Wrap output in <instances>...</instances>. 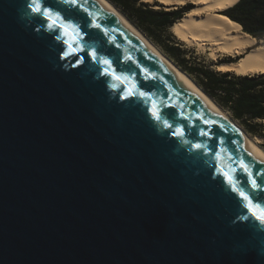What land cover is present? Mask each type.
I'll use <instances>...</instances> for the list:
<instances>
[{
    "label": "water",
    "instance_id": "obj_1",
    "mask_svg": "<svg viewBox=\"0 0 264 264\" xmlns=\"http://www.w3.org/2000/svg\"><path fill=\"white\" fill-rule=\"evenodd\" d=\"M30 3L0 0V264H264L242 137L102 0Z\"/></svg>",
    "mask_w": 264,
    "mask_h": 264
},
{
    "label": "trees",
    "instance_id": "obj_2",
    "mask_svg": "<svg viewBox=\"0 0 264 264\" xmlns=\"http://www.w3.org/2000/svg\"><path fill=\"white\" fill-rule=\"evenodd\" d=\"M109 1L137 29L161 45L167 57L187 73L219 107L228 110L231 117L240 122L247 133L264 138V74L236 75L230 71L212 70L204 63L190 62L181 57L180 47L171 40L161 41L162 33L190 7L165 11L154 10L142 4L137 6V0ZM222 14L235 22L243 32L263 39L264 44V0H237Z\"/></svg>",
    "mask_w": 264,
    "mask_h": 264
},
{
    "label": "bare ground",
    "instance_id": "obj_3",
    "mask_svg": "<svg viewBox=\"0 0 264 264\" xmlns=\"http://www.w3.org/2000/svg\"><path fill=\"white\" fill-rule=\"evenodd\" d=\"M114 11L126 26L140 37L173 71L180 75L211 107L227 127L242 137L254 154L264 162V152L255 142L250 140L232 119L218 107L198 86H196L177 66L162 55L153 44L145 38L108 0H102ZM152 2L155 0H145ZM166 6H184L194 4L192 8L169 27L170 32L179 41L195 45L198 50L205 51L208 47V56L215 60L217 56L227 54L239 55L234 63H220L214 66L217 71H230L236 75L264 74V44L257 43L251 35L240 30L239 26L231 21L221 11L233 6L237 0H156ZM169 7V6H168ZM257 45V46H256ZM251 47V48H250ZM250 48V50H247ZM264 121V120H263Z\"/></svg>",
    "mask_w": 264,
    "mask_h": 264
},
{
    "label": "rangeland",
    "instance_id": "obj_4",
    "mask_svg": "<svg viewBox=\"0 0 264 264\" xmlns=\"http://www.w3.org/2000/svg\"><path fill=\"white\" fill-rule=\"evenodd\" d=\"M109 1V0H108ZM138 2L136 3V5L138 6V4H142V5H145V6H148L149 8L151 9H154V10H165V11H172V10H175V9H180V8H192L194 6V4L192 3H188L187 5H184V6H176V5H164L158 1H152V2H147L145 0H137ZM110 2V1H109ZM113 4V3H112ZM113 6L119 11V13L125 17V19L127 21H129L127 19V17L113 4ZM186 13V12H185ZM184 13V14H185ZM221 13H223V11H221ZM183 14V15H184ZM131 24L132 22L129 21ZM133 25V24H132ZM134 26V25H133ZM135 27V26H134ZM136 28V27H135ZM137 29V28H136ZM145 38L147 37V39L153 44V47H155L162 55H164L165 57H167V54L164 50V48L159 45V44H156L155 42H153L151 39L148 38V36L143 33L142 31H140L139 29H137ZM166 39H169L172 41V43L174 45H177L180 47V51H182V54H181V57L183 56L185 59H188L190 62H194V63H204L205 65L208 66V68L212 69V70H215L214 69V66L216 64H222V63H234V62H237L239 60V55L233 57V56H229L227 54H223V55H219L217 56V58L215 60H212L207 52H208V47L206 48L205 51H201V50H198L197 47L195 45H189V44H186V43H183L181 41H179L178 39H176L174 37V35L170 32V29L169 27L162 33V37H161V41L162 42H165ZM257 42V40H256ZM258 43V42H257ZM259 44V43H258ZM257 46V45H256ZM251 48V47H250ZM250 48H248L247 50H250ZM168 58V57H167ZM169 59V58H168ZM179 59H181L179 57ZM170 60V59H169ZM171 61V60H170ZM230 61V62H229ZM172 62V61H171ZM174 64V62H172ZM175 65V64H174ZM177 66V65H175ZM181 72H183L193 83L194 81L191 79V77L189 75H187V73H185L184 71H182L179 67H177ZM195 84V83H194ZM196 85V84H195ZM197 86V85H196ZM216 104V103H215ZM219 107V106H218ZM221 108V107H219ZM231 119L232 121L238 126V128H240L244 134L246 136H248V138H250V140H252L253 142H255L257 145H259V147L262 149V151L264 152V138H262L261 136H258V135H251L249 133H247L245 131V129L242 127V125L240 124V122H238L237 120L233 119L229 113L228 110H225L223 108H221ZM264 122V121H262ZM264 124V123H263Z\"/></svg>",
    "mask_w": 264,
    "mask_h": 264
},
{
    "label": "snow or ice",
    "instance_id": "obj_5",
    "mask_svg": "<svg viewBox=\"0 0 264 264\" xmlns=\"http://www.w3.org/2000/svg\"><path fill=\"white\" fill-rule=\"evenodd\" d=\"M63 3H67L70 6H76L78 3V0H62ZM34 13L42 15L45 19L49 21V28L54 29L55 27H61V28H69V27H75L71 23H65L64 17H62L59 12L53 13L52 9L50 7H45L44 6V0H31V3L29 5ZM87 11V9H84ZM66 15L70 17V13H68L67 10H64ZM96 27H99V25H95ZM81 50L83 51L84 48L82 47ZM88 55H91L93 61L97 60V53L93 49L92 51L88 52ZM83 58H79L78 62H82ZM102 63L106 65L107 67L104 69V74L105 75H113L115 76L114 70L112 72H109V69L111 68V61L107 59L101 58ZM116 79H122L119 76H115ZM141 95H144L141 93ZM153 116L157 119L160 120V116L158 112H153ZM165 127L171 128L172 125L168 124L167 121L164 122ZM183 129L181 128L179 131L173 132V135L176 136H183ZM201 135H206L203 131L200 133ZM197 148H200L201 145H196ZM253 186L257 187L255 184V181L253 180ZM239 195L241 196L242 199L248 201V207L251 210L252 216L255 217L257 220H259L261 223H264V206L260 204L253 205L252 199L246 195L244 192H240ZM259 210V211H258ZM258 212V214H257ZM247 218V217H245Z\"/></svg>",
    "mask_w": 264,
    "mask_h": 264
}]
</instances>
